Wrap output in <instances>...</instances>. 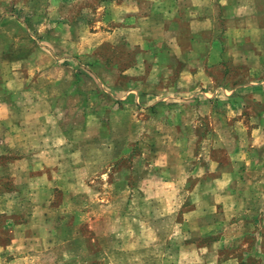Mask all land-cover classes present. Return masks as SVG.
<instances>
[{
	"label": "rangeland",
	"instance_id": "1",
	"mask_svg": "<svg viewBox=\"0 0 264 264\" xmlns=\"http://www.w3.org/2000/svg\"><path fill=\"white\" fill-rule=\"evenodd\" d=\"M168 6L167 0H0V23L27 26L28 36L35 46L39 42L48 48L51 56L73 57L75 75L79 74L74 78V85L84 95L81 101L93 109L89 111L86 107L75 114L81 124L86 121L87 136L100 142L80 140L76 151L80 154V174L88 173V177L81 175V179L96 185L97 197L112 200L113 205L105 209L110 211L109 221H101L96 226L99 234L105 230L111 237L95 242L97 250H101L103 244L110 249L107 256L89 262L87 257L85 260L81 257L80 264L83 261L85 264H264V188L252 186L249 206L232 211L223 210L216 203L225 193L214 186V171L229 162L227 150L220 145L235 140L233 124L243 119L232 108L231 101L226 100L227 96L206 98L199 94L192 98L185 96L184 100L175 95L174 98L162 97L156 106L147 108L142 101L145 97L140 96L137 103L134 93L127 105L125 101H111L110 112L103 109L105 96L100 86L93 79L89 81L90 67L99 63L120 69V78L132 87L143 85L149 89L155 83L154 89L167 91L169 84H174L172 81H154L158 80L160 72L168 71L166 67L178 72L180 68L176 67L180 65L159 64L157 57L163 53L165 59L173 58L176 44L188 46L187 34L181 33L175 40L162 32ZM121 7L126 9L122 14ZM191 12L196 15L195 10ZM136 15L145 20L143 28L141 25L143 43L130 51L125 38L133 39L140 31L128 28L125 18L135 19ZM110 36L111 42H102L104 37ZM73 43L77 46L72 54L70 50L59 53V45L72 49ZM135 56L138 63H134ZM234 73L243 76L242 69ZM223 74V71L216 74L217 85L232 84ZM195 87L203 91L199 84ZM87 97L93 100L92 104L86 101ZM251 101L246 97L242 102ZM262 109L259 104L246 112L244 119L257 115ZM254 130V133L258 131ZM242 131L249 132L248 129ZM107 136L109 140L104 143ZM109 141H118V144L110 145ZM124 149L132 155L144 152L147 156L138 155L127 161L121 158L126 153ZM151 150L163 155L167 170H151L150 167L143 172L150 192H143V197L142 192L138 193L133 198L127 196V192H116L111 180L116 181L127 165L132 172L142 169L143 164L149 166L147 152ZM0 162L3 166H0V253L9 258L12 251L7 230L10 225L25 220L29 207L23 195H28L29 190L26 193L23 188L19 190L14 184L15 177L5 168L6 160ZM60 196L61 193L56 194V199ZM129 198L143 201H138L141 205L137 208L131 203L128 206ZM88 210L85 208L82 213L81 231H87ZM42 264L73 263L51 253Z\"/></svg>",
	"mask_w": 264,
	"mask_h": 264
},
{
	"label": "crops",
	"instance_id": "2",
	"mask_svg": "<svg viewBox=\"0 0 264 264\" xmlns=\"http://www.w3.org/2000/svg\"><path fill=\"white\" fill-rule=\"evenodd\" d=\"M167 3L162 32L175 40L181 33L187 34L188 46L176 44L173 47L176 55L170 59L160 53L157 57L159 64H178L180 67L176 68L180 71L171 72L173 69L166 67L168 71L160 72L154 82L172 81L174 84L170 83L167 91L154 89L155 83L149 85L151 91L143 85L132 87L120 78V69L99 63L93 64L91 71L86 72L91 77L89 81L94 80L100 86L105 96L103 109L110 112L111 101L117 99L127 105L134 93L137 103L140 96L141 99L145 97L142 101L147 108L156 106L162 97L174 98L175 95L184 100L185 96L192 98L199 94L206 98H218L220 94L227 96L226 100L231 101L232 108L243 119L233 124L235 140L220 145L227 150L229 162L214 171V186L225 193L220 201L215 202L223 210L249 206L253 198L249 194L252 186L264 188V0H167ZM125 10L121 7V14ZM127 15L131 16L129 12ZM143 20L141 15L139 18L136 15L135 19L125 18L128 28L140 31L132 36L133 39L125 35L129 38H125L126 45H130L127 50L132 51L143 43ZM28 33L27 26L22 24L0 23V160H6L5 168L15 177L14 184L19 190L23 188L25 193L29 190L28 195H23L29 211L22 223L8 227V246L12 252L9 258L0 253V264H42L51 253L58 254L62 260L67 258L73 264H80L81 257L84 260L87 257L89 262L109 253L110 248L105 244L101 250L95 247L96 239L101 242L111 237L105 230L99 234L100 229L96 226L101 221H109L110 211L105 209L113 203L97 197L96 185L81 179V175L88 177V173L80 174V154L76 145L84 139L88 143L100 141L87 136L86 121L81 124L75 114L86 107L89 111L91 108L81 101L84 95L74 85V78L79 74L75 75L73 57L49 55L48 48L39 42L35 46ZM104 41L111 42V36L104 37ZM59 46V53L70 50L72 54L77 45L73 43L72 49L68 46L64 49L63 44ZM134 59V63L139 62L137 56ZM236 69H242L243 76L235 75ZM222 71L224 79L232 84L217 85L216 74ZM240 79L243 80L238 82ZM195 84H199L203 91H199ZM246 97L252 101L242 102ZM86 101L92 104L93 100L87 97ZM259 104L262 111L254 116L248 115L245 120L246 112H251ZM254 128L258 129L256 133ZM241 129L249 132L241 133ZM104 138L106 143L109 137ZM109 142L110 145L118 144V141ZM123 153L121 158L127 161L139 155H132L128 149ZM147 153L149 166L143 164L142 169L132 172L127 165L116 181L111 180L116 192H127L132 198L138 193L142 192L143 197V192H150L143 172L150 167L151 170L167 169L161 153L154 150ZM140 156L147 155L141 152ZM258 188L255 189L260 190ZM58 193L61 196L56 199ZM138 201L143 199L130 201L129 198L128 206L135 204L138 208L141 205ZM85 208L89 209L87 231L83 230L86 234L81 231Z\"/></svg>",
	"mask_w": 264,
	"mask_h": 264
}]
</instances>
